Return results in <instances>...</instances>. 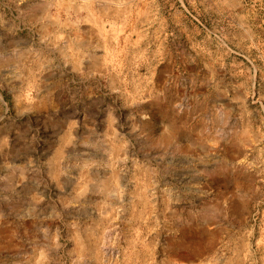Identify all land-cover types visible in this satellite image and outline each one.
<instances>
[{
	"label": "rangeland",
	"instance_id": "obj_1",
	"mask_svg": "<svg viewBox=\"0 0 264 264\" xmlns=\"http://www.w3.org/2000/svg\"><path fill=\"white\" fill-rule=\"evenodd\" d=\"M0 264H264V0H0Z\"/></svg>",
	"mask_w": 264,
	"mask_h": 264
}]
</instances>
